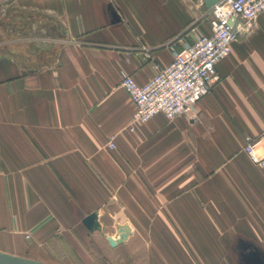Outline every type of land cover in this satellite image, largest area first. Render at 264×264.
<instances>
[{"label":"crops","instance_id":"obj_1","mask_svg":"<svg viewBox=\"0 0 264 264\" xmlns=\"http://www.w3.org/2000/svg\"><path fill=\"white\" fill-rule=\"evenodd\" d=\"M210 18L202 0H0L1 252L264 264V168L243 149L264 136V11L217 62L194 114L129 130L122 77L148 82L172 48L210 33Z\"/></svg>","mask_w":264,"mask_h":264},{"label":"built area","instance_id":"obj_2","mask_svg":"<svg viewBox=\"0 0 264 264\" xmlns=\"http://www.w3.org/2000/svg\"><path fill=\"white\" fill-rule=\"evenodd\" d=\"M210 33L173 50L171 62L154 63V75L138 83L132 75H124L121 87L134 103L129 130L135 123L146 122L162 113L172 119L194 114L197 102L207 94L215 80L217 62L231 51L238 35L248 31L255 17L264 11V0H219L211 6ZM244 152L255 165L264 168V136H245ZM108 146L114 148V142Z\"/></svg>","mask_w":264,"mask_h":264},{"label":"water","instance_id":"obj_3","mask_svg":"<svg viewBox=\"0 0 264 264\" xmlns=\"http://www.w3.org/2000/svg\"><path fill=\"white\" fill-rule=\"evenodd\" d=\"M202 1L204 3V6L209 9L211 8L212 5H214L219 0H202ZM94 219H95V214L90 213L86 215V217L83 219V224L87 228H91L92 225L94 224ZM128 231H129L128 227L125 225L119 227L117 229V233L115 237H112L109 240L110 244L113 246L117 243L124 241L127 238V235L130 233ZM0 264H48V263L25 258V257H20V256H16V255H12V254H8V253L0 251Z\"/></svg>","mask_w":264,"mask_h":264},{"label":"rangeland","instance_id":"obj_4","mask_svg":"<svg viewBox=\"0 0 264 264\" xmlns=\"http://www.w3.org/2000/svg\"><path fill=\"white\" fill-rule=\"evenodd\" d=\"M211 15V14H210ZM211 19V18H210ZM128 232H130V231H128ZM128 232H127V234H128ZM128 236V235H127Z\"/></svg>","mask_w":264,"mask_h":264}]
</instances>
